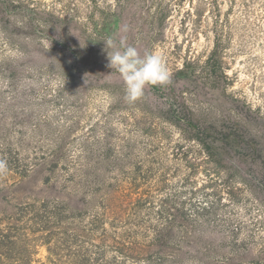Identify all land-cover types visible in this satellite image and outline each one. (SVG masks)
Returning <instances> with one entry per match:
<instances>
[{"label": "rangeland", "instance_id": "374dc122", "mask_svg": "<svg viewBox=\"0 0 264 264\" xmlns=\"http://www.w3.org/2000/svg\"><path fill=\"white\" fill-rule=\"evenodd\" d=\"M37 1L63 23L74 27L78 21L75 35L85 53L72 84L61 90L65 78L60 73L30 68L34 61L44 63L49 53L23 58L0 31V121L10 125L15 142L28 147L24 157L57 150L71 165L59 176L103 175L99 189L115 197L110 205L98 198L97 207H107L111 221L125 225L130 208L139 204L140 218L149 217L148 209L164 208L179 227L201 224L202 237L222 239L226 254L264 263L263 159L237 151L233 174L216 171L198 144L156 116L158 98L148 100L144 94L127 102L120 75L108 67L104 43L111 37L142 55L157 53L171 73L187 59L204 62L217 37L231 80L228 94L248 110L255 121L251 128L264 133V0ZM38 43L49 49L46 35ZM65 62L71 65L73 58ZM188 85L199 113L229 105L218 90ZM60 139L62 149L55 144ZM260 142L264 155V138ZM47 195L41 191L37 197ZM151 218L161 220L155 213ZM40 255L44 258L46 250Z\"/></svg>", "mask_w": 264, "mask_h": 264}, {"label": "trees", "instance_id": "16d2710c", "mask_svg": "<svg viewBox=\"0 0 264 264\" xmlns=\"http://www.w3.org/2000/svg\"><path fill=\"white\" fill-rule=\"evenodd\" d=\"M63 20L37 0H0L3 36L18 47L23 58L49 53L44 63L34 61L30 68L60 73L65 78L61 90L72 84L79 69L76 64L85 53L75 35L78 21L73 27ZM40 35L47 36L49 49L39 46ZM223 50L216 37L204 62L185 60L170 73L169 84L149 85L145 96L159 99L153 106L156 116L178 129L185 140L198 144L216 171L233 174L231 159L237 151L248 158L256 155L264 164L260 142L264 133L251 128L255 121L248 110L228 94L231 80ZM68 58H73V64L65 62ZM9 72V77H15V71ZM190 82L218 90L229 105L215 107L217 111L209 115L199 113L190 101ZM9 126L0 121V160L7 163V172L0 174V264H264L248 261L241 253L226 254L222 239L202 237L201 224L179 227L164 208L148 209L149 217L140 218L139 204L130 208L125 225L111 221L104 205H110L115 195L99 189L105 183L103 175L87 171L59 176V170L70 169V161L57 150L27 159L28 147L13 140ZM56 142L60 149L65 146L62 139ZM41 191L48 195L37 197ZM98 198L104 209L97 207ZM152 213L161 220H152ZM42 249L46 250L44 258Z\"/></svg>", "mask_w": 264, "mask_h": 264}, {"label": "clouds", "instance_id": "9594fccd", "mask_svg": "<svg viewBox=\"0 0 264 264\" xmlns=\"http://www.w3.org/2000/svg\"><path fill=\"white\" fill-rule=\"evenodd\" d=\"M108 67L118 73L124 83L125 99L132 104L141 99L147 86H164L171 82V74L161 55H143L134 46L113 38L106 39ZM111 71V72H112ZM7 172V163L0 160V174Z\"/></svg>", "mask_w": 264, "mask_h": 264}]
</instances>
